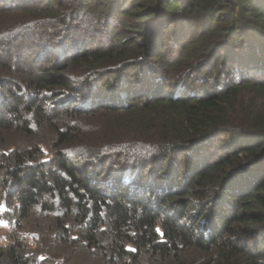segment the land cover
<instances>
[{
	"label": "trees",
	"instance_id": "obj_1",
	"mask_svg": "<svg viewBox=\"0 0 264 264\" xmlns=\"http://www.w3.org/2000/svg\"><path fill=\"white\" fill-rule=\"evenodd\" d=\"M1 205L0 264H264V0H0Z\"/></svg>",
	"mask_w": 264,
	"mask_h": 264
},
{
	"label": "rangeland",
	"instance_id": "obj_2",
	"mask_svg": "<svg viewBox=\"0 0 264 264\" xmlns=\"http://www.w3.org/2000/svg\"><path fill=\"white\" fill-rule=\"evenodd\" d=\"M119 180V179H117ZM133 181V179H131ZM148 189H152L153 186L151 184H147ZM188 213V212H187ZM16 212L13 210L12 207L7 205L0 206V245H6L10 241L8 240L9 237L13 234L16 230V220H17ZM19 231V230H18ZM26 230H20L18 233L27 236L29 238L30 233H27ZM55 258V264H62L60 257H53Z\"/></svg>",
	"mask_w": 264,
	"mask_h": 264
}]
</instances>
